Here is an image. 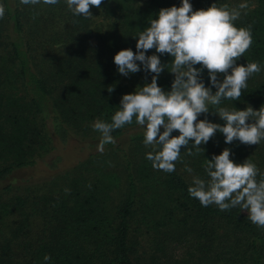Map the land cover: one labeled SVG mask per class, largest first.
<instances>
[{"label": "trees", "instance_id": "obj_1", "mask_svg": "<svg viewBox=\"0 0 264 264\" xmlns=\"http://www.w3.org/2000/svg\"><path fill=\"white\" fill-rule=\"evenodd\" d=\"M213 2L189 0L194 11ZM180 3L102 0L99 9L90 6L93 17L84 18L73 15L66 0L52 5L0 0L5 8L0 18V264H264V227L240 207H205L188 193L194 176L208 179L206 159L225 148L236 163L250 159L261 173L257 180L264 178V141L226 144L217 132L200 146L203 152L193 149L189 156L182 149L175 171L167 173L146 158L153 148L143 143L144 129L135 120L113 130L116 142L105 144L103 152L101 133L93 136L96 120L111 123L119 96L151 82L153 75L141 65V71L122 76L114 55L125 48L135 52V38L148 21L161 8ZM244 3L248 7L234 23L251 26L253 43L237 64L258 62L261 71L248 79L240 100L222 99L219 107L240 110L254 104L258 110L264 106V0ZM153 54L162 64L171 60L155 49L146 52ZM200 78L216 91L207 69ZM173 79L165 69L157 83L168 91ZM209 107L198 119L222 125L215 107ZM72 136L88 137L93 150L62 172L16 180L54 142ZM109 155L119 158L121 172L105 168ZM45 255L51 259L45 261Z\"/></svg>", "mask_w": 264, "mask_h": 264}, {"label": "clouds", "instance_id": "obj_2", "mask_svg": "<svg viewBox=\"0 0 264 264\" xmlns=\"http://www.w3.org/2000/svg\"><path fill=\"white\" fill-rule=\"evenodd\" d=\"M40 2L21 0L23 4ZM58 2L43 0L49 5ZM66 3L73 15L90 18L93 17L90 6L99 9L102 0H66ZM247 7V3L235 8L212 3L206 9L194 11L189 0H181L179 7L161 8L135 38L136 51L125 48L113 57L117 71L124 77L141 71V65L153 75L151 82L122 95L111 123L95 121L93 128L102 137L98 150L103 152L105 144L116 142L111 135L113 130L134 120L144 129L143 143L153 148L146 158L154 169L167 173L175 171L182 149L189 156L193 155V149L203 152L200 146L217 132L223 134L226 144L238 140L245 145H259L264 141V106L258 110L251 106L243 110L219 107L222 99L240 100L248 79L261 71L258 62L237 64L253 43L251 26L237 28L234 23ZM4 14L5 8L0 5V18ZM152 49L160 55L168 54L170 62L162 64L158 55H146ZM165 69L174 76L168 91L157 83ZM203 69H207L209 82L216 89L214 93L200 78ZM218 74L223 75L222 80H218ZM209 105L215 107L212 111L224 121L222 125L198 119L200 114L209 112ZM173 131L179 134L173 136ZM231 155L230 149L225 148L210 160L206 159L208 179L194 176L188 193L205 207L216 205L221 211L240 207L253 224L264 227V178L257 180L261 173L250 159L236 163L230 159ZM186 171L191 173L192 169L186 168ZM43 259L49 261L51 257L45 255Z\"/></svg>", "mask_w": 264, "mask_h": 264}, {"label": "rangeland", "instance_id": "obj_3", "mask_svg": "<svg viewBox=\"0 0 264 264\" xmlns=\"http://www.w3.org/2000/svg\"><path fill=\"white\" fill-rule=\"evenodd\" d=\"M213 3H216L217 6L227 4L230 8H235L239 4L244 3V0H214ZM122 95L124 94L119 96V100H121ZM247 106H251L253 108L254 104H246L240 110H243ZM94 131L93 136H99L100 132L96 130ZM88 142V137L81 139L74 136L70 137L64 143L54 142L53 147L47 153L37 158L36 163L32 167H28L25 170L18 172L16 180L18 181L19 179L29 178L30 180L36 181L53 172H62L63 170L70 168L91 150H93L94 147L89 145ZM53 159H55L56 162L51 166ZM181 167L182 165H180L179 168L181 169ZM105 168L112 172H121V161L118 157L109 155L105 158ZM13 188L15 187L12 186V189ZM140 245L146 246V243L141 241Z\"/></svg>", "mask_w": 264, "mask_h": 264}]
</instances>
